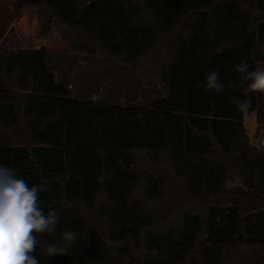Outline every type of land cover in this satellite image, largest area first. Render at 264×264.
Returning a JSON list of instances; mask_svg holds the SVG:
<instances>
[{
  "label": "trees",
  "instance_id": "trees-1",
  "mask_svg": "<svg viewBox=\"0 0 264 264\" xmlns=\"http://www.w3.org/2000/svg\"><path fill=\"white\" fill-rule=\"evenodd\" d=\"M29 7L67 31L73 55L138 73L158 59L166 97L126 108L69 97L49 53L17 34ZM262 47L264 0H0V165L60 214L40 244L77 233L63 255L38 245L39 264H264V147L243 124L255 112L264 132V95L245 96L236 71L264 69ZM212 71L222 93L204 89Z\"/></svg>",
  "mask_w": 264,
  "mask_h": 264
},
{
  "label": "rangeland",
  "instance_id": "rangeland-1",
  "mask_svg": "<svg viewBox=\"0 0 264 264\" xmlns=\"http://www.w3.org/2000/svg\"><path fill=\"white\" fill-rule=\"evenodd\" d=\"M14 26L29 48L49 53L46 65L69 97L126 108L149 107L168 93L158 59L138 73L111 59L73 55L68 49L67 31L52 22L43 8H27ZM139 74L147 86H140ZM243 124L251 145L260 148L259 139L264 140V132L258 131L255 112H245Z\"/></svg>",
  "mask_w": 264,
  "mask_h": 264
},
{
  "label": "clouds",
  "instance_id": "clouds-1",
  "mask_svg": "<svg viewBox=\"0 0 264 264\" xmlns=\"http://www.w3.org/2000/svg\"><path fill=\"white\" fill-rule=\"evenodd\" d=\"M250 67L242 60L236 68L243 80L250 82L243 94L264 95V69L249 71ZM204 89L214 93L225 90L218 71L206 75ZM233 102L242 112L252 105L251 98H233ZM38 192L37 186L30 187L14 169L0 165V264H39L32 255L38 245L43 255H63L69 253L70 246L77 241V233L66 230L59 241L40 244L38 235L55 233L61 217L56 210L45 214Z\"/></svg>",
  "mask_w": 264,
  "mask_h": 264
},
{
  "label": "built area",
  "instance_id": "built-area-1",
  "mask_svg": "<svg viewBox=\"0 0 264 264\" xmlns=\"http://www.w3.org/2000/svg\"><path fill=\"white\" fill-rule=\"evenodd\" d=\"M259 140H260V147H264V140L261 138Z\"/></svg>",
  "mask_w": 264,
  "mask_h": 264
}]
</instances>
